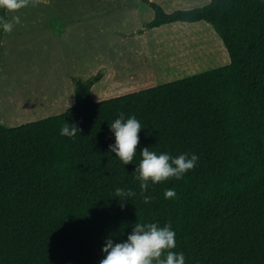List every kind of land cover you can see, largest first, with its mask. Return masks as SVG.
<instances>
[{"label":"trees","instance_id":"1","mask_svg":"<svg viewBox=\"0 0 264 264\" xmlns=\"http://www.w3.org/2000/svg\"><path fill=\"white\" fill-rule=\"evenodd\" d=\"M143 1L149 28L204 23L226 60L98 98L99 75L75 78L63 111L0 124V264H99L105 237L126 240L135 223L153 222L171 224L185 264H264V2ZM120 113L142 126L126 165L108 149ZM65 122L75 138L60 135ZM142 147L199 160L182 179L149 181L145 203L133 172ZM117 187L136 195L114 197ZM167 188L176 196L165 199Z\"/></svg>","mask_w":264,"mask_h":264},{"label":"rangeland","instance_id":"2","mask_svg":"<svg viewBox=\"0 0 264 264\" xmlns=\"http://www.w3.org/2000/svg\"><path fill=\"white\" fill-rule=\"evenodd\" d=\"M153 1V0H150ZM197 4L202 0H163ZM143 0H28L0 41V124L13 126L75 102L74 79L100 80L92 97L160 84L226 60L204 23L149 28Z\"/></svg>","mask_w":264,"mask_h":264},{"label":"clouds","instance_id":"3","mask_svg":"<svg viewBox=\"0 0 264 264\" xmlns=\"http://www.w3.org/2000/svg\"><path fill=\"white\" fill-rule=\"evenodd\" d=\"M27 3L28 0H0V9L5 11V15H0V32L10 33L15 25L22 23L19 15H11L9 19L8 14L17 12ZM109 127L114 135V143L108 145L109 152L115 153V157L124 165L132 163L139 143L138 132L142 129L140 121L135 116L125 118V114L120 113L109 123ZM79 131L75 124L65 122L60 128V135L75 138ZM139 153L141 159L133 172L145 203L151 200L150 195H144L149 188V181L155 184L169 178L182 179L199 160L196 153L185 152L172 156L168 152L157 153L149 147H142ZM135 195L131 189L117 187L114 197L127 199ZM175 196L174 188L164 190L165 199ZM175 235L170 223L163 226L155 222L135 223L126 240L114 242L111 236L105 237L99 264H185L184 253L172 251L176 247Z\"/></svg>","mask_w":264,"mask_h":264},{"label":"water","instance_id":"4","mask_svg":"<svg viewBox=\"0 0 264 264\" xmlns=\"http://www.w3.org/2000/svg\"><path fill=\"white\" fill-rule=\"evenodd\" d=\"M2 124V123H1Z\"/></svg>","mask_w":264,"mask_h":264}]
</instances>
